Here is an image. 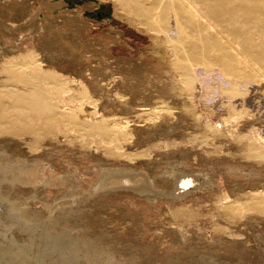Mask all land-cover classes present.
<instances>
[{
    "label": "rangeland",
    "instance_id": "1",
    "mask_svg": "<svg viewBox=\"0 0 264 264\" xmlns=\"http://www.w3.org/2000/svg\"><path fill=\"white\" fill-rule=\"evenodd\" d=\"M197 2L191 11L181 0H121L122 7L115 6V0H0V133L9 132L7 139L0 136V147L9 158L45 160L51 181L41 187L39 181L19 183L10 193L27 199L29 207L40 212H46L48 204L68 208L76 200L68 221L49 231L42 225L19 227L14 216L1 208L0 264H81L69 245L70 232L99 239L122 264H194L181 256L192 246L207 258L203 264H264V87L251 90L244 85L264 79V0ZM222 8L235 12L231 15ZM214 23L226 26L225 34L209 28ZM229 39L236 41L235 49H228ZM246 50L248 57L242 54ZM43 57L47 60H40ZM29 58L44 61L39 63L43 66L30 65ZM53 74L59 77L62 101L70 97L81 101V105L74 102L75 115L60 109L63 114L54 116L50 109L56 102L49 99L54 84L39 79ZM68 74L79 77L78 83L67 81ZM92 78H120L127 88L147 84L144 92H155L146 103L155 110L136 113L127 107L124 116L130 120V131L156 129L171 136L135 145L130 132L122 139L126 144L117 141L114 132L104 130L111 121L105 123L92 110L94 103L103 105L85 88ZM212 80L218 81L220 91L241 96L242 103L232 109L225 99L214 98L213 103L211 99L204 110L210 117L203 120L192 111L206 104L197 99ZM18 83L29 90H18ZM69 84L75 88L68 90ZM209 90L205 93L213 95L215 89ZM218 96L226 97L221 92ZM156 110L167 114L171 128L160 118L155 120ZM85 111L89 114L84 119ZM34 116L38 120L29 123ZM54 117L60 124L46 134L51 125L47 121ZM23 129L31 130V136L10 135ZM165 150L176 153L172 156L178 157L177 166H185L190 175L202 176L200 170H207L212 183L200 187L197 181V188L174 205L164 196L148 198L130 190L92 195L98 160L109 167L137 166L156 189L162 188L167 179L164 163L174 160H155ZM34 186L35 200L29 198ZM182 232L188 234L186 241L177 237Z\"/></svg>",
    "mask_w": 264,
    "mask_h": 264
},
{
    "label": "bare ground",
    "instance_id": "2",
    "mask_svg": "<svg viewBox=\"0 0 264 264\" xmlns=\"http://www.w3.org/2000/svg\"><path fill=\"white\" fill-rule=\"evenodd\" d=\"M116 1V5L117 7H122V3H121V0H115ZM187 7L188 9H190L191 11H194L197 7H198V2L197 0H181ZM227 3V2H226ZM225 3V5H226ZM224 4V3H223ZM223 6V5H222ZM221 6V7H222ZM186 7V8H187ZM238 7V6H237ZM220 8V7H219ZM199 9V8H198ZM229 9V8H228ZM223 12L225 13H229V14H233V12H235L234 9H230L229 12L227 10V8H222ZM190 11V12H191ZM197 11V10H196ZM247 10L245 8H242V12H246ZM225 15V14H224ZM227 15V14H226ZM207 17V15H206ZM223 17V16H222ZM205 24V23H204ZM219 23L217 24H211L209 28H211L212 30L214 31H217L218 35H223L225 34V31L227 30L224 26L222 25H218ZM218 25V26H217ZM206 26V25H205ZM158 27V30L160 31H163L165 33H168V30L167 28H163L161 26H157ZM164 29V30H163ZM216 33V34H217ZM228 33H226L227 35ZM237 35V34H236ZM52 37V36H51ZM227 38V37H226ZM57 40V39H56ZM226 40V39H225ZM222 42V40H221ZM93 43V42H92ZM226 43V41H225ZM227 44L229 45L228 46V49L229 48H233L232 45H235L236 44V41L235 40H232V39H229ZM225 45V44H224ZM7 46V45H6ZM14 47V46H13ZM5 47H2V51ZM16 48V47H15ZM227 48V47H225ZM235 49V48H233ZM237 49V48H236ZM15 50V49H14ZM238 50V49H237ZM234 51V50H233ZM33 54L32 57H35V52L34 51H31ZM17 53V52H15ZM233 53V52H232ZM239 53V52H238ZM237 54V53H236ZM240 54V53H239ZM242 54L244 56H247L249 55V51L246 50L245 52L242 51ZM29 55V54H28ZM30 56V55H29ZM236 56V55H235ZM31 57V56H30ZM46 57V56H45ZM248 57V56H247ZM42 58V57H41ZM235 58V57H234ZM244 58V57H242ZM264 58V56H263ZM13 59V58H12ZM16 59V58H15ZM40 59V58H39ZM46 59V58H45ZM44 57L43 59H40V60H45ZM229 59V58H228ZM238 59V57H237ZM245 59V58H244ZM21 60V59H20ZM18 60V61H20ZM28 60V58L26 59ZM47 60V59H46ZM239 60V59H238ZM246 60V59H245ZM13 61V60H11ZM17 61V62H18ZM29 61H31V63H29L30 65H34L36 67H41L40 65L42 64H39L41 62H44V61H41L39 63H37L38 60L36 59H33L31 60L29 58ZM15 62V61H14ZM21 62V61H20ZM18 62V63H20ZM24 62V60H23ZM28 61H26L27 63ZM46 62V61H45ZM14 65V63H12ZM25 64V63H23ZM245 64V63H244ZM249 64V62H248ZM247 64V66H248ZM253 64V63H252ZM21 65V63L19 64ZM243 65V64H242ZM43 66V65H42ZM45 67V66H44ZM246 67V66H244ZM65 68V67H64ZM7 69V68H6ZM43 69V68H42ZM48 69V68H47ZM247 70V69H246ZM47 71V70H46ZM57 71V70H56ZM68 71V70H67ZM51 72V71H50ZM58 72V71H57ZM62 72V70L60 71V73ZM59 73V72H58ZM66 72H64L65 74ZM63 74V72H62ZM67 74V73H66ZM69 75V77H68ZM66 75L67 77V81H70L71 83H78V80H79V77L78 78H75L74 76L72 77V75L68 74ZM60 76V75H59ZM217 76V75H216ZM95 77V76H94ZM257 77V76H256ZM82 79V78H81ZM98 79V78H92V82L89 80H86L88 82H86V89L87 91H90V94L91 95L90 97H93L94 100H98L100 101V103H102L103 105L101 104H96L95 106V103H94V109L92 108L93 105H90L92 110L95 111V114L99 116H102V118L104 119L105 123L106 121H111V125L109 124L107 127L104 128V130H107V131H110V132H114L113 133V137L116 136V140L117 141H121L124 137L128 136L129 134L133 133L134 136H132L133 138L135 137V141H133L134 143L137 141H139V143L142 141L145 142V143H149L150 141L154 140L155 138L156 139H165V137H168V136H171L169 135L168 132H161V131H155L154 129H150L146 132H143L140 134L139 131L135 132V130L132 132V130L130 131V120H128L127 116H124V114L127 115V107L128 108H132L136 111V113H138L137 111H140V110H153V109H149L148 108V105L149 104H152L150 103L152 100V94L155 92L153 89H150V90H153L154 92L152 93V91L150 93H147L146 91L144 92V90L142 88H147V84L144 85V83H136V85H131L130 83V88H127L125 85H128V84H123V82L120 80V78L118 79ZM214 79V78H213ZM41 80V82L43 83H48L50 80H51V83L54 84V88H52L54 91L53 93H49L50 96H49V99H54L56 102L52 105H50V109H53L54 110V116H57L59 114H63L65 111L64 110H67L69 109V116H72L73 114L75 115V109L76 107H74V102L77 104V105H81V101L78 102V101H74L73 98H69L68 101H65L63 100L62 101V94H61V90H60V87L61 85L59 84V77L57 74H53L51 75L49 78L48 77H42V79H39ZM215 80V79H214ZM212 80L211 82L212 83H206L205 87L203 86L204 89H202V92H201V97H199L197 99V97H195L198 100H206V104L204 106H202V109H196V111H192L193 115L195 117H200L202 118L203 120H207L208 119V116L209 114L207 112H205L204 110H206L207 108V105L209 103H211V99H212V103L214 101V98H216V100L218 98H221V99H225L226 102H227V105L230 106L232 109H234L235 105L238 106V105H241V96H236V95H231L230 92L222 90L220 91V85L218 84V81H214ZM129 81V80H128ZM257 81V80H256ZM81 82V81H80ZM79 82V83H80ZM126 82V81H125ZM131 82V81H130ZM196 82V81H195ZM234 82V81H233ZM251 82V81H249ZM232 83V81H231ZM243 83V82H241ZM253 83V82H252ZM250 83L249 85H245V89H257V88H260V87H264V79H262V81L260 80L259 83L256 82V84H252ZM211 84V86H210ZM237 84V83H236ZM239 84V83H238ZM78 85V84H77ZM84 84H82L83 86ZM227 85V84H226ZM15 86V85H14ZM60 86V87H59ZM76 86V85H75ZM81 86V85H80ZM135 86H138V89L135 88ZM200 86V84L198 85ZM18 90H22V91H28L29 88L27 87V85L25 83H18L17 86ZM15 87V88H16ZM74 87V85H73ZM72 84L68 86V90L72 89ZM78 89L79 87L76 86ZM83 87V88H84ZM202 87V86H201ZM224 87V86H223ZM233 87V85H232ZM231 87V88H232ZM16 88V89H17ZM64 88V87H63ZM75 88V87H74ZM82 88V87H80ZM209 88H213L215 89L214 90V94L212 95L211 93H209ZM123 90L122 92H118V90ZM240 89H241V86H240ZM244 89V88H243ZM208 90L207 92L208 93H205V91ZM226 90H229V89H226ZM233 90V89H232ZM236 90V89H235ZM64 91V90H63ZM77 91V90H76ZM239 91V90H237ZM256 91V90H255ZM258 91V90H257ZM185 92L187 91H184L183 94H185ZM191 92V91H190ZM194 92V91H193ZM220 92L225 95L226 97L223 96L222 97H219L218 95H220ZM228 92V93H227ZM234 92V91H233ZM236 92V91H235ZM240 92V91H239ZM247 92V91H246ZM63 93V92H62ZM72 93V92H71ZM80 93V92H79ZM87 93L89 92H86V95ZM188 93V92H187ZM196 93V92H195ZM252 93V92H251ZM158 94V93H157ZM156 94V95H157ZM230 94V95H228ZM74 95V93H73ZM84 94V98L86 96ZM120 95V96H118ZM160 95V94H158ZM157 95V96H158ZM187 95V94H185ZM198 95V94H197ZM196 95V96H197ZM237 95H241V94H237ZM245 95V94H244ZM243 95V96H244ZM69 97V95H67ZM127 96V97H126ZM188 96V95H187ZM247 96V95H246ZM89 97V99H90ZM125 97V98H124ZM154 97V96H153ZM189 98V97H188ZM187 99V98H186ZM247 99V98H246ZM60 100V102L58 101ZM85 100V99H84ZM165 100V99H164ZM189 100V99H188ZM233 100H234V103H233ZM149 102L146 103V102ZM190 101V100H189ZM220 101V100H219ZM32 102V101H31ZM68 102V103H67ZM155 102V101H154ZM188 102V101H187ZM144 103V105L142 104ZM198 103V102H197ZM32 104V103H31ZM30 104V105H31ZM36 104V103H35ZM92 104V103H90ZM179 104V103H178ZM88 105V104H87ZM86 105V107H87ZM104 106L102 110H99V106ZM125 105V106H124ZM184 105V104H183ZM191 105V104H190ZM211 105V104H210ZM213 105V104H212ZM84 107V106H83ZM84 107V108H86ZM141 107H145V108H141ZM155 107V106H154ZM164 107V106H163ZM166 107V106H165ZM184 107V106H183ZM190 107V106H189ZM188 107V108H189ZM193 107V106H192ZM191 107V108H192ZM70 108H71V111H70ZM73 108V109H72ZM89 108V107H88ZM105 108H109L110 110H106ZM187 108V107H186ZM215 108V107H213ZM27 109H30V110H33V106H29ZM62 109L63 110V113H60L59 110ZM82 109V108H81ZM127 109V110H126ZM193 109V108H192ZM83 110H87V109H83ZM155 110V109H154ZM238 110H245V109H238ZM89 111V109H88ZM88 111H85V115L82 116L83 118L84 117H88ZM157 111V110H156ZM162 112H165L163 111V109L161 110ZM171 111V110H170ZM242 111V112H243ZM73 112V114H72ZM130 112V111H129ZM134 112V111H133ZM145 112V111H144ZM158 112V111H157ZM246 112V111H245ZM77 113V111H76ZM88 113V114H87ZM170 113V112H169ZM129 114V113H128ZM243 114V113H242ZM60 115V116H61ZM78 115V114H77ZM133 115V114H132ZM153 115V114H152ZM158 116L155 117V120L159 119L160 118V121L164 123H166L165 125H169V124H172L169 120L170 118L167 116L166 113H161V112H158L157 114ZM171 115V114H170ZM174 115V114H173ZM79 116V115H78ZM81 117V118H82ZM210 117V116H209ZM55 118V117H54ZM54 118H51L50 121H47V123H51L49 129H47L46 134H50L52 132L51 129H54L58 126V124H60V121L59 119H54ZM80 118V116H79ZM43 119V118H42ZM85 119V118H84ZM37 121L38 118L36 116H34V118L32 119H29V123L31 121ZM156 120V121H157ZM140 121V120H139ZM142 122V121H141ZM144 122V121H143ZM154 122V121H153ZM158 122V121H157ZM170 122V123H169ZM205 122V121H204ZM108 123V122H107ZM135 123V122H134ZM178 123V122H177ZM166 126L167 129L171 128L172 125L170 126ZM59 128V127H58ZM146 129V128H145ZM139 130V129H138ZM183 130V128H182ZM12 131V130H11ZM29 129H23V130H19V131H14V132H10V135L12 136H22V137H29L31 136L30 133H29ZM166 131V130H165ZM169 131V130H168ZM60 132V131H59ZM131 132V133H130ZM139 132V133H138ZM214 132V131H213ZM7 131H1L0 133V136H4L3 138L5 139L7 136ZM184 134V133H183ZM99 136V135H98ZM111 136V137H112ZM129 136V138L131 137ZM96 137V135H95ZM113 137L111 138V140H113ZM2 138L3 141H5L4 139ZM99 138V137H98ZM101 138V137H100ZM133 138H130V139H133ZM258 138V137H257ZM7 139V138H6ZM23 139V138H22ZM104 139V138H103ZM127 139V138H126ZM124 138V141L126 140ZM159 139V140H160ZM21 140V139H20ZM102 140V139H101ZM114 140V141H116ZM158 140V142H159ZM28 140H26L27 142ZM104 141V140H103ZM102 141V142H103ZM106 141V140H105ZM104 141V142H105ZM108 141H110V139H108ZM162 141V140H161ZM163 141H166V140H163ZM171 141V140H170ZM6 143L10 142V139L5 141ZM154 142V141H153ZM106 143V142H105ZM110 143V142H109ZM121 143V142H119ZM122 143L123 140H122ZM133 143V144H134ZM135 143V145H137ZM155 143L156 140H155ZM126 144V143H124ZM141 144V143H140ZM166 144V142L164 143ZM139 145V144H138ZM144 145V144H142ZM157 145V144H156ZM167 145V144H166ZM164 145V146H166ZM128 146V145H127ZM134 146V145H133ZM141 146V145H140ZM138 146V147H140ZM17 147V146H15ZM157 147H160V146H157ZM162 147V146H161ZM142 148V146H141ZM17 149V148H16ZM138 149V148H137ZM143 149V148H142ZM164 149V148H163ZM187 149V148H186ZM189 149V148H188ZM18 151V150H17ZM167 151V150H165ZM214 151V150H213ZM4 150L2 147H0V209L1 208H5L7 209V211L9 213H11L12 215H10V217L14 216V219L17 220V225L20 227V226H27V227H34V226H38V225H42V228L45 227V229L47 231H49L50 229H53V228H56L60 225H62V220L66 219L68 221V215L70 212H73V203H76V200H71V204L68 208H63L62 206L61 207H57L54 209V206H48L46 205V212H40V211H36V210H32L29 205H28V201L27 199H22V198H19V197H16L14 195H12L10 193V189H12L13 187L16 186V184H26V183H37V181L41 182L40 184V187L41 186H45L47 184H50V180L49 178L47 177L46 175V172H45V169L47 167L46 165V162L45 160L43 159H40V158H35L34 159H20L18 158V155L16 157H13V158H8L6 157V155L4 156ZM132 152V151H131ZM134 152V151H133ZM162 153V154H161ZM160 154H158V156L156 157L155 156V160L157 158V160H159L160 158H166V160L170 161V159H174L172 160L171 162H165L164 163V166H163V174H165L167 176V179L163 178L164 182H165V186H163L162 188L160 189H156L151 181V179L147 176V174L140 168H138L137 166L135 167L134 165L132 166H128V165H118L117 167H109L107 166L106 163L98 160L96 163H95V167L98 169V177L95 181V183H93L91 186L92 187V193L94 192V194H92L93 196L95 195L96 192L99 193V195H106V194H110V193H114V192H127V191H132V192H135L137 194H140L141 196H145V197H148V198H155L156 196H164L167 200V203L169 205H172L174 203L175 200H178L180 199L181 197H183L185 194H187L190 190L192 189H195L197 188L196 186L198 185L197 181H199V186H203L205 184H211L212 181L210 179L207 178L206 174H207V170H200L201 172V175L202 176H197V175H190V173H188V171H186V167H181V166H177V162H178V157H174L172 156V153H174L173 151H167V153H163L161 152ZM176 154V153H174ZM24 156V155H23ZM28 156V155H27ZM109 156V155H108ZM11 157V156H10ZM36 157H39V156H36ZM195 157V156H194ZM33 158V156L31 157ZM154 158V157H153ZM152 158V159H153ZM252 158V157H251ZM154 160V159H153ZM234 160V159H233ZM120 162V161H119ZM140 162V161H139ZM138 162V163H139ZM149 162V161H148ZM196 162V161H195ZM204 162V160L202 161ZM153 163V162H151ZM121 164V162L119 163ZM136 164V163H135ZM157 164V163H156ZM130 165V164H129ZM138 165V164H137ZM139 165H141V163H139ZM138 165V166H139ZM142 165H144L142 163ZM141 165V166H142ZM148 165V164H147ZM152 165V164H151ZM154 165V164H153ZM145 166V165H144ZM149 166V165H148ZM155 166V165H154ZM147 167V166H146ZM148 168V167H147ZM151 168V167H150ZM153 169V168H152ZM151 170V169H149ZM157 171V170H156ZM193 171V170H192ZM207 171V172H206ZM203 172V173H202ZM161 175V174H160ZM163 177V176H162ZM204 177V178H202ZM202 178V179H201ZM163 184V183H162ZM39 187V186H37ZM190 188V189H189ZM33 189V188H32ZM40 189V188H39ZM36 186H34V191L32 193H30L29 195V198L31 199H36L37 198V192H36ZM91 193V188H90V191L86 193V195H90ZM97 195V194H96ZM87 199V197H86ZM85 199V200H86ZM68 202V201H67ZM174 205V204H173ZM11 217V218H12ZM70 220V219H69ZM66 221V222H67ZM41 228V227H40ZM184 228V227H183ZM30 229V228H28ZM72 230V229H71ZM74 230V229H73ZM66 231V234L67 233V230ZM70 232V230H69ZM73 232V231H72ZM181 232V230L179 231ZM185 232V231H184ZM182 232V236H178L179 237L178 239H180L181 237L183 238V240L186 241L187 237H188V234H187V237L186 235H183ZM71 233V232H70ZM70 233L68 234V238H69V245L71 247V249L73 250L74 254L76 255V257L79 259L80 263L81 264H122L121 261L119 259H115V257L113 256L114 255V251L110 248H107L105 247L104 245L101 244V242H98L100 241L99 239H94V238H85V237H80V236H76L75 235H70ZM59 234V233H58ZM72 234V233H71ZM178 234V233H177ZM96 237V236H95ZM176 237V236H175ZM173 239V237L171 238ZM176 239V238H175ZM173 241V240H172ZM177 242V241H176ZM178 243V242H177ZM21 253V252H20ZM211 254V253H210ZM206 255V254H205ZM181 256H186V257H189L190 259H193L195 261L194 264H203L202 261L204 258L203 256V253L197 251L193 246L187 251V252H184L181 254ZM211 256V255H210ZM216 256V255H215ZM173 257V256H172ZM177 257V255H176ZM175 257V258H176ZM208 257V256H207ZM171 258V257H169ZM218 258V257H217ZM216 258V259H217ZM207 259V258H206ZM211 259V258H210ZM209 259V260H210ZM170 260V259H169ZM168 260V261H169ZM172 260V259H171ZM175 260V259H174ZM193 261V262H194ZM207 261V260H206ZM213 261V260H212ZM219 261V260H218ZM171 262V261H170ZM205 262V261H203ZM216 262V261H215ZM220 262V261H219ZM207 263V262H206ZM210 263V262H209ZM124 264V263H123Z\"/></svg>",
    "mask_w": 264,
    "mask_h": 264
},
{
    "label": "trees",
    "instance_id": "3",
    "mask_svg": "<svg viewBox=\"0 0 264 264\" xmlns=\"http://www.w3.org/2000/svg\"><path fill=\"white\" fill-rule=\"evenodd\" d=\"M106 15H108V13H106ZM93 17V15H91Z\"/></svg>",
    "mask_w": 264,
    "mask_h": 264
}]
</instances>
